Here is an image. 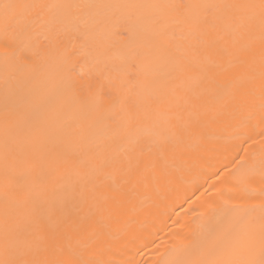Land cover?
<instances>
[{
	"label": "bare ground",
	"instance_id": "bare-ground-1",
	"mask_svg": "<svg viewBox=\"0 0 264 264\" xmlns=\"http://www.w3.org/2000/svg\"><path fill=\"white\" fill-rule=\"evenodd\" d=\"M5 2L14 0H0V4ZM23 2L80 5L71 10L66 27L78 28L88 36L67 45V51L24 53L17 67H30L16 75L5 71L4 41L0 38V260L114 259L120 264H177L189 259L193 234L205 223L200 213L220 210L225 201L230 207L246 199L230 189L233 181L225 184L223 178L239 175L241 161L250 165L264 155L259 32L251 41L237 39L235 46L230 40H218L217 48L227 47L231 53L223 60L216 48L198 46L185 59L198 60L201 70L169 83L158 72L157 57L150 48V26L140 24L142 35L130 45L127 36L121 35L127 27L123 19L126 11L107 6L174 0ZM183 2L226 4L243 0ZM215 13L225 14L221 9ZM211 35L216 38L217 33ZM192 43L195 45L194 38ZM230 59L232 66L228 65ZM66 63L99 77L105 92L108 82L114 83L118 91L113 95L127 100L130 107L164 113L173 123L188 126L166 144H144L142 154L120 155L122 166L131 162L136 173L131 183L122 184L102 174L91 175L88 168L89 156L108 142L115 125L94 123L64 95L59 98L64 105L59 124L79 123L81 128L70 130L72 135L64 142L68 159L53 162L47 142L30 132L36 105L26 102L21 80L31 81L35 96L56 97L65 77L61 66ZM218 64L224 67L217 68ZM208 78L218 87L208 89L200 83ZM173 87H178L176 94L159 102ZM249 112L252 119L241 124ZM150 127L149 121L143 122L141 134ZM141 177L147 180L146 187L135 184ZM256 204L259 198L248 201L249 207ZM251 215L258 228L259 211ZM77 223L83 225L79 230ZM53 246L58 249L55 253Z\"/></svg>",
	"mask_w": 264,
	"mask_h": 264
},
{
	"label": "snow or ice",
	"instance_id": "snow-or-ice-1",
	"mask_svg": "<svg viewBox=\"0 0 264 264\" xmlns=\"http://www.w3.org/2000/svg\"><path fill=\"white\" fill-rule=\"evenodd\" d=\"M80 5L70 3H25L23 0L0 4V38L3 39L2 58L5 71L10 75L30 65H20L17 62L26 52L39 55L41 52L67 51V45L84 39L87 32L78 28L68 30L66 27L72 9ZM107 7L123 9V17L127 27L122 36L126 35L128 43L134 44L142 35L138 26L147 23L150 26L152 53L157 57L158 72L162 79L169 83L181 76L200 71L198 60H186L185 57L193 53L198 46L216 48L217 55L223 60L230 56L227 47L217 48L218 40H230L235 46L237 39L249 41L259 32L261 50L259 54L260 78L264 81V0H243L226 4L196 3L185 4L183 0L170 3H124L108 5ZM224 11L223 16H217L215 10ZM187 10H191L190 13ZM150 13L143 15L142 13ZM98 28L100 25L97 26ZM216 32V38L211 33ZM195 39V45L192 43ZM244 64V61H235ZM233 60H228L232 66ZM65 77L57 96H35V89L30 87L31 81L21 80V92L25 93L26 102L35 104L33 113L34 123L30 132L34 136L44 139L49 145V155L53 162L66 161L68 153L64 150V142L72 135V131L81 128L79 123L67 126L59 124L60 113L64 105L60 97L67 95L72 106L81 113L89 116L94 123L109 127L115 125V131L102 149L94 151L88 159L91 175L102 174L105 178L119 180L122 184H129L136 175L131 162L127 167L122 166L118 157L128 156L129 153H143L144 144L159 141L166 144L172 137L178 136L188 125L173 123L171 116L153 112L149 109L140 110L130 107L127 100H118L113 94L118 91L117 86L108 82V91L99 77L91 72L80 71L70 63L61 66ZM223 68V64L216 65ZM249 71H252L249 68ZM208 89L216 88L215 81L208 78L201 81ZM25 90H27L25 92ZM178 87L163 93L159 102H164L168 95H175ZM262 100H264V84H262ZM107 104V107H105ZM176 107H179L177 105ZM264 111V104L261 105ZM252 119V114L241 120L246 124ZM149 121L150 130L141 134L143 122ZM264 124V119L261 120ZM119 141L128 144L123 148ZM105 153H114L109 157ZM110 169L111 171H106ZM239 175L233 173L224 177V183L233 181L230 189L242 194L246 199L225 206L220 210L212 208L210 212H202L200 216L205 223L199 233H194L191 242L192 255L189 259L178 261L177 264H264V155L258 161L247 164L241 161ZM135 184L147 186V180L141 177ZM135 184L133 188H135ZM223 197V192L216 189ZM259 198V204L248 206V201ZM234 199V198H229ZM211 207V206H210ZM259 211V227L252 218V213ZM90 219V217H89ZM83 227L77 223L76 229ZM47 251V249H45ZM58 249L52 247L53 253ZM62 251V250H61ZM0 264H120L114 259L109 260H17L5 258Z\"/></svg>",
	"mask_w": 264,
	"mask_h": 264
}]
</instances>
